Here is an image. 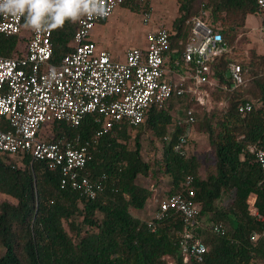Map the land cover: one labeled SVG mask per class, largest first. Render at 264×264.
I'll return each mask as SVG.
<instances>
[{"label":"trees","instance_id":"16d2710c","mask_svg":"<svg viewBox=\"0 0 264 264\" xmlns=\"http://www.w3.org/2000/svg\"><path fill=\"white\" fill-rule=\"evenodd\" d=\"M175 1L178 17L172 25L169 52L178 51L179 57H171L172 68L190 42L193 19L202 13H208L206 25L221 34L229 50L237 43L238 30L246 29L249 16H264L259 0ZM149 5L150 0H145L144 4L128 2L124 6L144 13ZM76 28L77 23L69 21L52 29L54 66H60L72 51ZM25 42L24 37L0 34V56L21 55L19 44ZM228 55L211 65L219 92L226 95L225 110L215 108L206 113L194 96L174 94L167 107L153 106L143 125L128 128L123 124L92 143L82 173L103 187L94 200L70 187L62 188L61 171L51 170L46 161L0 153V194L15 201L0 202V247L4 252L0 264H264V173L249 151L250 147L264 148V55L251 53L256 65L242 66L245 84L232 92L229 71L233 62ZM249 101L255 103L252 112L240 114L239 105ZM173 111L181 116L175 119ZM189 111L196 119L192 130L205 134L216 154L214 167L208 168L204 177L197 158L176 152L189 126ZM48 127L54 142L77 134L88 140L98 129L92 116L76 128L62 121ZM145 134L153 145L159 142L162 146L155 170L142 157ZM152 173L170 177L167 196L186 193L185 179H193L195 201L202 212L189 227L191 239L186 237L187 225L178 212H169L152 227L150 220L135 214L142 212L154 195L138 179ZM230 193L235 196L233 204L222 206L223 197ZM251 194L256 196L261 220L250 213ZM255 236L257 240H253ZM186 241L206 246L202 262L185 261L182 248Z\"/></svg>","mask_w":264,"mask_h":264},{"label":"built area","instance_id":"2783aa9c","mask_svg":"<svg viewBox=\"0 0 264 264\" xmlns=\"http://www.w3.org/2000/svg\"><path fill=\"white\" fill-rule=\"evenodd\" d=\"M128 2L144 4L145 0H103L106 15L81 16L76 22L72 51L60 66L51 63L52 30L26 29L22 16L0 14V34L26 38L24 44H19L21 55L0 56V153L21 160L29 155L34 161H46L51 170L61 171L62 188L70 187L91 200L103 190L99 182L82 173L90 158L92 143L123 124L128 128L143 125L151 108L167 107L174 94L188 93L197 102H205L206 86L215 84L211 65L230 51L221 34L196 18L192 21L190 42L171 74L166 68V55L171 47L172 30L164 26L147 34V50L130 48L125 51L123 61L117 60L110 51L99 48L92 40V33L98 24L111 19ZM258 4L264 11V0ZM151 10L149 5V11L143 13L146 26L152 21ZM229 72L232 89L245 84L240 64L232 63ZM254 105L249 101L239 105L238 111L247 115ZM89 116L94 117L98 129L88 140L77 134L72 139L54 142L47 136L45 128L55 122H66L76 128ZM187 116L189 126L176 146V152L184 155L196 121L192 111ZM249 151L264 173V148L250 147ZM184 188L186 193L157 202L150 227L175 211L185 220L186 237L192 238L189 227L201 215L202 206L195 201L191 177L185 179ZM253 208H250L251 215L261 220L255 203ZM214 229L219 232V228ZM205 247L200 241L192 244L186 241L182 248L185 261L193 258L202 262L207 252Z\"/></svg>","mask_w":264,"mask_h":264},{"label":"rangeland","instance_id":"374dc122","mask_svg":"<svg viewBox=\"0 0 264 264\" xmlns=\"http://www.w3.org/2000/svg\"><path fill=\"white\" fill-rule=\"evenodd\" d=\"M160 1V2H159ZM161 1H165L164 3H161ZM201 1V0H200ZM151 5V4H150ZM154 7L150 11L152 12V23H157V20L159 26H164L169 29H173L172 25L175 19L178 17V3L175 0H155L154 1ZM141 14V13H140ZM137 17V16H136ZM209 15L208 13H202L199 18H201L205 23H207ZM257 23L263 24L264 16H255ZM255 17H251V20H255ZM118 19V17H117ZM137 22H135V25H129L128 19L119 17L118 22L120 25L128 24L131 28V32L133 34H136V36L139 39H143V35L146 31V26L143 21V16L137 17ZM252 22V21H251ZM250 22V24H252ZM260 24V25H261ZM261 27V26H260ZM130 31V30H129ZM128 30H123V32H119L118 39L116 45L119 46H125L128 45L126 41L125 35L129 34ZM239 36L237 39V43L234 48L230 50L228 53V58L235 64H240L241 66H254L255 63L252 61L251 53L255 52L256 56H263L264 55V31L262 28L259 30H256V33L252 35L251 37L247 34V29L245 30H238ZM169 51V50H168ZM170 53V52H169ZM170 59V58H169ZM168 59V60H169ZM256 65V64H255ZM170 60L167 61V70L171 73L170 70ZM214 79V78H213ZM229 81L230 80V72H229ZM214 86H206L205 90H207L206 95V101L203 103H199L203 108L204 112L210 113L213 109L217 108L216 111H222L227 108L226 103V95L224 93H220L219 89L220 86L218 85L217 81L214 79ZM226 92V90H224ZM230 92L233 91V89H229ZM174 112V111H173ZM172 112V113H173ZM175 118H178L180 115L173 114ZM45 130L47 131V136L50 137V129L49 127H46ZM152 138L149 134H145L142 137V157L143 159L150 163L152 166V169H157V162L160 161L162 157V146L159 142H155L154 145L151 143ZM133 144V141H132ZM186 153L189 157H195L197 158L201 164L202 168H200V173L204 177L205 172L208 168L214 167L216 163V154L215 150L210 145V142L208 140V137L203 134L202 132L197 131L196 129L192 131V134L190 136V143H188L186 147ZM20 165V164H19ZM138 183L146 188H149L154 191V195L152 199L148 202L145 209L140 212L136 213V215L140 216L141 218L145 220H150L156 211L158 207V201L163 200L167 197L168 191L171 188V179L169 176H166L161 173H157L156 175L150 174L149 177H142L140 176L138 179ZM234 194L230 193L223 197L222 202L220 203L224 207H229L233 204L234 201ZM255 195L253 194L250 197L249 205L252 210H254V203H255ZM8 199L11 202H15L13 199L1 195L0 194V202L3 200ZM254 212V211H253ZM200 222L203 224L205 222V219L202 218ZM3 249L0 247V256L3 254Z\"/></svg>","mask_w":264,"mask_h":264},{"label":"clouds","instance_id":"9594fccd","mask_svg":"<svg viewBox=\"0 0 264 264\" xmlns=\"http://www.w3.org/2000/svg\"><path fill=\"white\" fill-rule=\"evenodd\" d=\"M0 14L19 15L36 32L61 28L83 15H106L103 0H0Z\"/></svg>","mask_w":264,"mask_h":264},{"label":"crops","instance_id":"0c3cea01","mask_svg":"<svg viewBox=\"0 0 264 264\" xmlns=\"http://www.w3.org/2000/svg\"><path fill=\"white\" fill-rule=\"evenodd\" d=\"M154 1L155 0H150V4H151L152 9L154 7V5H153ZM164 2L165 1H163V2L161 1V3H164ZM141 14L143 16V13H141ZM141 14L137 13V12H132V10L129 7L122 6V7L118 8L117 11H115V14L111 19H109L106 22H103L101 24H98L95 27V29L92 33V40L97 42L100 49L110 51L113 54V56L115 57V59L120 60V61H123L125 59V54H126L125 51H127L130 48L135 47V48H140L142 50H147V34L151 30L157 28L158 27L157 25L159 24V22H158V20H157V23L151 22V24L146 28V31L143 35V39H139L136 36V34H133L131 32V29H130L131 27L129 25H135V22L138 21L137 17L141 16ZM117 17H118V19H119V17H121V18L123 17V18L128 19L129 25L127 23L120 25L119 24L120 21L118 22ZM251 17L253 18L255 16H249L247 19V24H246V29L248 32L247 34L250 37L256 33V30H259V28L261 29L264 27V23L263 24L257 23L256 17L254 18L255 19L254 21L251 20ZM250 22L252 24H250ZM123 30H128V31L130 30L129 34L125 35V36H127L126 41H127L128 45H125V46L116 45L117 39H118V34H119V32L120 33L123 32ZM177 52L178 51H175V50H171L170 53L168 52L166 55V63H167V61L169 62V60H171V57L172 58L175 57V59L177 57H179V56H176ZM172 54H174V55L171 56ZM166 68H167V64H166ZM173 68L175 69V66H173ZM173 68L172 67L170 68L171 72H172ZM172 114H175L177 116V114L175 112H173ZM252 195L253 194H251L250 197ZM250 197H249L248 203L250 201ZM255 200H256V198H255Z\"/></svg>","mask_w":264,"mask_h":264}]
</instances>
